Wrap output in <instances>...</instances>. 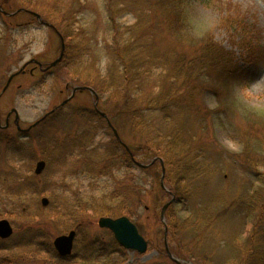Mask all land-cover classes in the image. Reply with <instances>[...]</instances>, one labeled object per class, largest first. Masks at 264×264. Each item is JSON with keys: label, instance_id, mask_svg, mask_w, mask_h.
Instances as JSON below:
<instances>
[{"label": "rangeland", "instance_id": "obj_1", "mask_svg": "<svg viewBox=\"0 0 264 264\" xmlns=\"http://www.w3.org/2000/svg\"><path fill=\"white\" fill-rule=\"evenodd\" d=\"M150 1L154 0H0V5L8 13L25 9L40 14L44 21L54 26L71 27L74 60L85 64L80 67L72 62L63 63L49 72L36 69L32 74L30 70L33 65H29L27 73L17 76L1 98V126L5 127L8 113L16 109L20 116V126L27 129L65 101L71 95L74 86H88L85 79L78 80L75 71L82 73V77L87 76L89 72L96 74L99 79L107 76L114 61L113 32L109 27L121 29L120 36L125 41L128 35L124 28L135 25L141 4ZM187 3L190 4L187 27H190L189 33L195 40L180 46L166 30L167 24L162 23L164 25L161 27L166 31H161V38L157 41L155 49L164 50L173 47L189 56L204 35L211 32L217 42L228 50H234L239 56L240 51L232 44L234 37L226 29L230 16L235 20L242 18L257 27L264 44V12H253L248 7L250 3H258V0H213V5H207L202 0H189ZM76 4L78 10L73 21V16L67 10ZM131 4L136 7L132 12L123 16L116 13L120 8L131 7ZM112 5L116 10L114 13L108 9ZM149 15L147 25L143 27H157L156 21L161 14L153 12ZM63 19L69 23V26ZM147 49L152 52L149 46ZM60 52L61 40L58 34L49 26L41 24L33 14L19 12L14 16H6L0 12V93L9 77L30 60H38L47 66L59 57ZM126 60L128 62L129 58L124 55L117 61L120 73L127 66ZM245 74L244 81L219 87V96L207 87L203 93L194 97L195 105L204 107L202 110L205 119L200 123L186 121L188 111L186 106L183 105L180 109L179 106L174 108L176 111L180 110L174 118L181 128V139L190 150L192 149L191 162L193 161V164L204 172V175L193 181L188 188V198L174 203L176 206L169 211V218L166 216L170 251L178 254L177 258L190 264H256L257 262L260 264L262 262L260 259H264V243L258 236L259 232H264L262 227L264 217H261L260 213L249 217L245 210H240L238 207L241 197L250 196L256 190L260 189L262 191L260 194L264 195L262 178L264 154L260 153L257 147L247 148V152L242 136L250 124H253L258 135L264 138V62L245 69ZM151 86L153 87V84ZM159 89L160 87L157 86L151 91L156 93ZM149 91L150 89H145V92ZM109 94L110 91L100 97L99 109L109 115L125 144L132 146L135 151L139 148L143 149L145 138L133 126L125 124L121 128L119 118L115 121L112 119L117 115L116 111L119 112V101H108ZM88 111L96 114L94 98L88 91L79 92L62 110L61 115L55 116L58 120L51 119L49 125L42 124L32 130L28 138L22 140L31 151L29 164L32 173L35 172L39 161L44 160L48 165V159L54 160L48 175L45 178L40 177L37 182L39 193L35 196L36 201L41 203L42 198L46 197L50 200V204L54 201L58 211L68 210L73 205L75 213H82L74 221H70L69 215H63L64 223L59 221L57 223L55 219L34 221L44 224L42 228L47 231L51 244L58 236L73 230L71 227L75 221L84 222V233L77 236L73 259L59 262L36 246L15 245L16 242L21 243V240H18L19 231L25 224V220L21 219L23 217H15V214L11 218H1L8 219L12 223L14 235L10 241L0 242V247H4L0 250V258L8 257L11 264H152L162 253L166 255L165 227L160 217L163 206L170 201L171 196L162 188V167L159 163H156L152 170L134 165L130 172L125 166L120 165L112 170L113 174L109 177L108 171L106 173V170L104 171L103 163L97 165L96 170H91L93 172H82L88 167V161L79 155L77 149L69 156L72 158L69 159L71 162L68 165L63 161H56L58 154L55 148L60 145L58 143L69 142L73 137H83V130H88V136L93 139L90 146L100 147L103 151L110 143L117 141L113 131L108 128L106 120L96 115V117L84 118ZM205 123L209 126L208 130L205 129ZM14 137L18 142L21 140L18 138L13 115L9 120L8 128H0L1 152L4 151L6 140ZM135 153L136 159L145 165L150 164L155 158V154L145 150ZM14 159L9 160L11 161L9 165L15 164L18 168L24 163L13 162ZM6 161L7 159H3L0 154L2 170L8 167V164H4ZM131 178H135L140 183L143 194L139 193L140 205L134 207L135 215L130 219L149 242L148 251L140 255L127 250L112 255L107 253L100 256V252L95 254L92 249L93 241L103 239L112 248L113 234L99 226L101 211L96 213L87 210L86 202L93 198L105 197V200L116 204L118 198L114 199L108 195L119 189L121 179H124L125 183H130ZM165 184L168 189L174 186L169 170L166 171ZM205 206L208 220L214 217L208 228L206 224L197 230L183 226L184 231L175 235L176 231L172 227L174 222L182 225L189 216H193ZM2 210L5 208L2 207ZM221 213L219 218H215ZM66 225L70 226V229H67ZM13 241L16 242L12 243ZM43 242L45 240H42ZM74 254L79 257L75 258Z\"/></svg>", "mask_w": 264, "mask_h": 264}, {"label": "trees", "instance_id": "obj_2", "mask_svg": "<svg viewBox=\"0 0 264 264\" xmlns=\"http://www.w3.org/2000/svg\"><path fill=\"white\" fill-rule=\"evenodd\" d=\"M188 1L154 0L153 2H144L141 4L142 6L140 7L138 20L135 25L124 28L125 33L128 35L125 41L120 36L122 33L121 29L117 30V27H109L113 32L112 42L114 51H112V54L114 61L113 66L110 65L107 76L99 79L96 74L89 72L87 76L82 77V73L75 71L78 80L85 79V82H88V86L92 87L99 97H103L104 94L110 91L109 97L107 98L109 99L108 101H119V112L116 111L117 115L112 117V119L115 121V119L119 118L121 122L119 126L121 128L125 124H130L146 141L142 145L143 149L139 148L136 151L127 143L126 145L134 157L136 156L135 152H143L145 150L150 154H155V158L163 159L166 169L171 172L172 179L174 180V186L170 190L178 201H184L188 198V188L191 187L193 181L199 179L201 175L203 176L204 172L194 165L193 161L191 162L192 149L190 150V147L181 139V128L174 118L180 110L176 111L174 108L179 106L180 109L183 105L184 107L186 106L188 108L186 121L200 123L205 119L202 110L204 107L201 108L200 105H195L194 97L196 95L203 93L207 87L218 95L220 91L219 87H227L232 82L244 81L246 75L245 69L258 66L264 62V44L260 31L252 23L245 22L242 18L235 20L232 16H230V20L228 19L229 23L226 29L234 37L232 44L240 51L239 56L234 50H228L221 43L217 42L211 32L204 35L200 42H198L194 52L189 56L173 47L164 50L155 49L157 41L161 38V31L165 30L161 27L164 24H167L168 27H165L166 30L180 46H185L189 41L195 40L189 33L190 27H187L190 16L188 8L190 4L187 3ZM202 1L207 5L213 3V0ZM76 6L77 4L67 10L73 18L76 17L78 10ZM133 8L136 9L131 4V7L125 6L117 10V12L114 5L108 9L113 13L116 12L120 16H123L128 12H132ZM149 12H155L158 15L161 14L158 21H156L158 24L156 25L157 27H143L147 25L146 23L150 16ZM73 21H75V18ZM67 23L66 21L65 24ZM54 27L57 28L66 42L65 56L59 66L63 63L69 64L71 62L72 64L76 63L80 67L85 66L83 62L74 60L71 27ZM148 46L152 49V52L147 49ZM124 55L129 60L128 62L126 60L127 66L120 73L117 61ZM72 77L75 79L74 75ZM152 84L153 87H160L158 92L153 93L151 91L153 88L151 86ZM146 88L150 89V91L145 92ZM64 108L50 115L38 126L32 128V130H35L45 123L49 125L48 122L51 119H57L55 116L57 114L61 115ZM95 115L105 120L97 112L95 114L89 111L85 114L84 118L86 119V116L96 117ZM110 121L112 122V120ZM108 128H110L109 125ZM205 129H209L208 124H206ZM32 130L25 133L17 130L18 138L21 140L18 142L15 137L6 140L3 148L4 151H0L3 159H7L4 164H8L7 168L3 170L0 168V219L4 217L11 218L13 214H15V217L22 216L23 218L21 219L25 220V224L19 231L20 237L18 240H21V243H17L16 241L12 243L16 242L15 245H26L29 247L36 246L45 250L52 257H55L56 261L68 262L73 258L60 257L48 239L47 231L42 228L44 224L41 225L42 223L38 224L34 221L39 219H55L57 223L58 221L64 223L65 219L63 215H69L70 221H74L82 213H75L73 211V205L68 209L69 211L65 209L58 211L54 201L51 202L48 209L36 201L35 196L39 193L37 182L39 179L45 178L48 175L50 167L54 164V160L53 158L48 159L47 168L42 176H37L31 172V166L29 164L31 151L26 144L24 145L22 143V140L28 138ZM82 133L84 135L83 137H73L69 142L58 143L60 145H57L55 148L58 154L56 161H63L65 165H68L71 162L69 159L72 158L69 156L77 149L79 150V155L88 161V167L84 171L80 170L82 172H93L91 170H96L97 165L101 163L105 165L104 171L106 170L105 173L108 171L107 175L109 177L113 174L112 170L115 167L118 168L120 165L125 166L128 172L131 171V167L135 164L124 145L117 139L116 142H112L109 146H106V149L103 151L100 147L90 146L93 139L91 136H88V130H83ZM242 136L244 137L243 141L246 150L250 147H257L259 152L264 154V138L258 135L253 124H250L248 130ZM1 143L2 141L0 140ZM11 159H14L13 162L23 161L24 163L16 168L15 164L9 165V162L11 163L9 160ZM262 162H264V155ZM155 165L156 163L146 170H152ZM101 170L103 171L102 168ZM262 178L264 181V175ZM119 185V189L108 195V197L114 199L118 198L116 204L105 200V197L101 199L93 198L91 199L93 201L88 200L86 202L87 210H93L96 213L101 211L100 214L107 217L120 215L119 217L128 216L130 218L135 215L136 209L134 207L140 205L139 193L140 195L143 194L140 183L135 178H131L130 183H125L124 179H121ZM260 192H262L260 189L256 190L254 194L241 197L238 201L239 209L245 210L249 217H252L256 213H260L261 217H264V195L260 194ZM166 194L170 195L168 192ZM235 204L237 205V203ZM173 206L175 207L176 205H171L166 213L168 218V213ZM2 207L5 210H2ZM12 211L14 213H11ZM45 213L47 214L45 215ZM205 213H207L206 206L204 209H200L194 213L193 216H189L182 222V225L174 222L172 227L176 231L175 235L182 233L184 227L197 230L203 224H206L208 228L209 223L213 221L214 217L208 220L207 214ZM221 215L222 213L218 214L215 218H219ZM73 224L71 228L76 229L79 235L84 233V222L79 223L75 221ZM66 226L67 229H70V226ZM262 227L264 228V219ZM258 236L262 238L264 243V232H259ZM11 239L7 240V242ZM42 240H45V242L42 243ZM0 242L5 241L0 239ZM92 245L95 254L100 252V256L107 255V253L112 255L124 250L114 237L112 248L100 238L95 239ZM3 248L0 247V250ZM174 255L178 257V254ZM74 257L77 258L79 255L74 254ZM83 257L85 256L83 255ZM16 260H18L17 257ZM260 260L262 261L260 264H262L264 259L261 258ZM0 264H11V261H9L8 257H2L0 258ZM152 264L177 263H174L167 255L162 253L158 260ZM256 264L259 263L257 262Z\"/></svg>", "mask_w": 264, "mask_h": 264}, {"label": "water", "instance_id": "obj_3", "mask_svg": "<svg viewBox=\"0 0 264 264\" xmlns=\"http://www.w3.org/2000/svg\"><path fill=\"white\" fill-rule=\"evenodd\" d=\"M0 11L6 15L13 16V15H15L21 11H24V10L16 11L14 13H7L0 6ZM32 13L35 15V17L37 18V20L41 24L52 26L51 24L46 23L42 19L41 15L34 13V12H32ZM61 41H62L61 53H60L59 57L54 62H52L45 69L43 68V64L40 63L39 61L35 60V59H33L30 62H28L27 64H25L20 71L12 74L9 77L6 86L4 87L2 93L0 94V99H1L2 95L10 87L13 79L16 76H18L22 73H25V69L29 64L37 63L41 67L42 70L46 71V70L50 69L51 67L56 66L59 62H61V60L64 57L65 49H66V45H65V41H64L63 37H61ZM83 91H89L95 97V108L98 110L99 96L97 95L96 91L93 88L86 87V86H74L72 89L70 97H68L64 102L61 103V105H59L58 107L53 109L50 113L46 114L41 120L37 121L31 127L27 128V129H22L20 127V116H19V113L16 109H12L10 111V113L8 114L5 126L6 127L9 126V119L14 114L15 115L14 123L17 126L18 130L21 132H29L33 127L37 126L40 122L45 120L48 116L54 114L56 111H58L59 109L64 107L66 104H68L74 98V96L77 92H83ZM98 112L100 113V115L102 117H104L107 120V123L111 127V129L113 130L115 137L117 138V140L119 142H121L125 146L127 151L130 153L132 160L134 161V163L138 167L148 168L151 165L155 164L157 161H160V163L162 165L161 185H162L163 189H165L166 191L169 192V189H167L165 182H164L166 169H165L163 160L160 158H155L148 165L142 164V163L138 162L137 160H135L130 149L123 143V141L121 140V138L118 134V131L111 124L107 114L104 112H100L99 110H98ZM0 127H2L1 126V115H0ZM45 168H46V162L44 160L39 161L37 163L36 169H35L36 175H41L44 172ZM175 201H176L175 196H173L171 198V200L169 202H167L166 205H164V207L162 208V211H161V220L165 225V249H166L167 255L169 256V258L172 261L176 262L177 264H190L189 262H185L179 258H176L171 253L170 248H169V244L167 241L168 225L166 222V211L169 208V206L171 204H173ZM41 203H42L43 207H48L50 204V201L48 198L45 197V198H42ZM98 224L101 228L110 230L113 233L116 241L126 250H130V251L136 252L138 254H145L148 251L149 242L144 238L143 235H141L138 227L131 221V219L129 217H127V216H121L118 218L101 217L98 221ZM13 235H14V228H13L12 223L8 219H1L0 220V239L7 240V239L11 238ZM76 237H77V231L72 230L68 234L58 236L54 240V242H53L54 247L61 257L66 258V257H70L73 254Z\"/></svg>", "mask_w": 264, "mask_h": 264}, {"label": "clouds", "instance_id": "obj_4", "mask_svg": "<svg viewBox=\"0 0 264 264\" xmlns=\"http://www.w3.org/2000/svg\"><path fill=\"white\" fill-rule=\"evenodd\" d=\"M248 7L253 11H262L264 12V0H258V3H250Z\"/></svg>", "mask_w": 264, "mask_h": 264}, {"label": "flooded vegetation", "instance_id": "obj_5", "mask_svg": "<svg viewBox=\"0 0 264 264\" xmlns=\"http://www.w3.org/2000/svg\"><path fill=\"white\" fill-rule=\"evenodd\" d=\"M33 65V68L32 69H34V71L36 70V69H40V67L38 66V65H36V64H32ZM31 69V70H32ZM28 70V67L25 69V71H27ZM31 70H30V72H31ZM33 72V71H32ZM27 73V72H26Z\"/></svg>", "mask_w": 264, "mask_h": 264}]
</instances>
